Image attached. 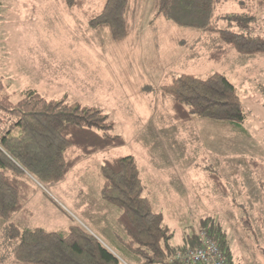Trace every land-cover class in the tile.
<instances>
[{
    "label": "rangeland",
    "instance_id": "rangeland-1",
    "mask_svg": "<svg viewBox=\"0 0 264 264\" xmlns=\"http://www.w3.org/2000/svg\"><path fill=\"white\" fill-rule=\"evenodd\" d=\"M104 3L88 0L86 9L98 13ZM157 5L158 0H129L127 36L116 41L108 26L90 27L65 0H0V80L11 101L18 103L33 89L49 100L99 109L126 139L123 147L83 160L63 181L39 184L25 206L30 214L18 213L12 221L64 232L79 225L112 247L98 230H113L118 213L101 198V165L132 155L145 196L175 233L174 245L183 246L184 234L214 222L228 237L234 264H264V217L258 220L264 199L252 166H264V54L231 50L212 61L207 34L156 18ZM256 10V34L262 36L264 13ZM242 11V1L224 0L217 14ZM221 28L235 27L222 21ZM183 72L202 79L224 74L248 114L243 127L201 118L175 123L172 101L159 88L169 75ZM212 173L222 178L226 194L208 179ZM243 218H250L251 229ZM6 225L0 217V264H20ZM118 256L140 264L133 256Z\"/></svg>",
    "mask_w": 264,
    "mask_h": 264
},
{
    "label": "trees",
    "instance_id": "trees-1",
    "mask_svg": "<svg viewBox=\"0 0 264 264\" xmlns=\"http://www.w3.org/2000/svg\"><path fill=\"white\" fill-rule=\"evenodd\" d=\"M65 1L86 17L90 27L108 26L116 41L127 36L129 0H105L98 13L86 9L88 0ZM223 1L158 0L156 18L207 34L206 47L212 61L222 60L231 50L244 55L264 54V31L262 36L257 35L254 25L256 8L264 13V0H238L245 12L219 15L217 10ZM222 21L235 28L222 29ZM159 89L166 100L171 99L172 119L177 124L201 118L242 128L248 119L238 89L222 73L205 79L188 72L169 75ZM114 129L115 122L101 110L49 100L37 90L25 91L23 98L13 103L0 80V217L7 221L6 240L20 264H126L116 251L79 225H70L64 232L22 228L12 221L18 213L30 214L25 206L39 184L45 187L59 183L86 158L125 146V136ZM252 166L264 199V166L256 161ZM101 174L100 195L118 210L117 223L125 238L120 237L116 243L126 257L133 256L140 264H170L178 255L200 246L197 233L184 234L183 246L173 244L175 233L145 196L141 167L134 156L105 160ZM208 179L221 194L228 192L219 175L209 174ZM262 217L258 218L260 222ZM242 220L245 228H252L250 218ZM202 228L214 238L228 263L234 264L223 230L208 221Z\"/></svg>",
    "mask_w": 264,
    "mask_h": 264
},
{
    "label": "built area",
    "instance_id": "built-area-1",
    "mask_svg": "<svg viewBox=\"0 0 264 264\" xmlns=\"http://www.w3.org/2000/svg\"><path fill=\"white\" fill-rule=\"evenodd\" d=\"M197 235L201 241L200 246L189 249L183 255H178L177 259L172 260L170 264H176V261L184 264H229L225 253L207 229L200 228Z\"/></svg>",
    "mask_w": 264,
    "mask_h": 264
},
{
    "label": "crops",
    "instance_id": "crops-1",
    "mask_svg": "<svg viewBox=\"0 0 264 264\" xmlns=\"http://www.w3.org/2000/svg\"><path fill=\"white\" fill-rule=\"evenodd\" d=\"M262 87H264L262 85ZM118 216V215H117ZM117 220V219H116ZM99 231H102L101 233L104 235L103 237L105 239H107L106 241L112 246L111 248L116 251L118 254L120 255H125V252L123 250H121L120 248V244L117 245L116 241L120 239V237H124L125 238V234L124 231L122 230V228L118 225V223L116 222V224L114 225L113 230L111 231H107V229L105 228H99ZM110 247V246H109ZM128 258H131L129 256H127Z\"/></svg>",
    "mask_w": 264,
    "mask_h": 264
}]
</instances>
